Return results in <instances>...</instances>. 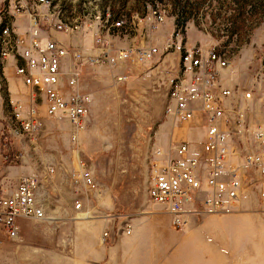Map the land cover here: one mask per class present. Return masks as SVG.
Listing matches in <instances>:
<instances>
[{"label": "rangeland", "instance_id": "rangeland-1", "mask_svg": "<svg viewBox=\"0 0 264 264\" xmlns=\"http://www.w3.org/2000/svg\"><path fill=\"white\" fill-rule=\"evenodd\" d=\"M247 1L53 0L44 12L79 28L50 34L42 25L43 36L49 33L89 53L105 27L115 47L152 45L158 54L145 66H79L81 90L91 102L75 138V128L60 116L46 118L35 139L14 135V108L29 106L30 89L15 73L19 58L0 59V174L7 188L23 175L39 176L50 219L19 221L16 240L0 233V264H264L261 176L243 162L258 150L255 134L264 126V0ZM156 8L164 14L160 23L151 15ZM116 20L123 28L111 27ZM11 22L21 34L29 26L26 15ZM190 44L214 46L234 72V78L222 77L225 86L234 79L233 93L253 94L227 108L233 129L230 160L249 197L221 212L190 203L187 224L175 228L147 190L153 165L171 157L186 132L187 125L167 117L164 106L169 79L180 69L178 57ZM239 113L243 127L235 124ZM200 139L201 133L195 149L201 150ZM78 159L91 171L95 189L75 182ZM76 201L81 211L75 210ZM137 224H155L159 230L140 232L135 254L131 243L123 247L120 239Z\"/></svg>", "mask_w": 264, "mask_h": 264}, {"label": "built area", "instance_id": "built-area-1", "mask_svg": "<svg viewBox=\"0 0 264 264\" xmlns=\"http://www.w3.org/2000/svg\"><path fill=\"white\" fill-rule=\"evenodd\" d=\"M52 3L53 0H0V59L18 57L22 63L16 65L15 73L30 88L29 106L24 110L17 103L14 108L11 131L29 139L40 134L46 118L58 116L64 117L75 128L72 134L75 138L88 116L91 102L90 95L83 93L79 86L80 65H142L158 54L157 47L152 45L115 47L109 40V29L105 27L97 33L92 53L71 48L63 41L51 38L49 33L68 35L79 26L44 12ZM21 15H26L29 21L24 34H18L11 22ZM151 15L156 23L163 21L164 14L159 9H153ZM42 25L49 27L50 32L45 36ZM123 26L122 20L111 24L115 29ZM179 34L177 32V36ZM179 64V72L169 79L164 112L177 123L190 125L196 121L204 128L201 151L192 153L189 141H177L171 157L153 165L147 190L150 201L164 207L175 228L187 224L185 207L190 203L210 212H221L249 197L237 167L230 160L233 129L226 100L233 96V91L221 88L218 83L220 73L228 67L227 59L214 46L195 45L180 54ZM118 79L122 80L123 76ZM251 95L252 92L244 93L246 99ZM261 102L264 105V90ZM235 124L243 127V114H238ZM255 141L258 150L247 154L243 162L258 170L261 176L258 197L264 203V126L255 134ZM73 176L75 182H81L86 188H96L91 171L81 159L77 160ZM3 180L0 174V233L16 240L20 232L19 221L50 220L46 213V190L42 191L39 176L34 173L23 175L12 188H7ZM75 210L81 211L79 201L75 202ZM106 236L104 233L103 239Z\"/></svg>", "mask_w": 264, "mask_h": 264}, {"label": "crops", "instance_id": "crops-1", "mask_svg": "<svg viewBox=\"0 0 264 264\" xmlns=\"http://www.w3.org/2000/svg\"><path fill=\"white\" fill-rule=\"evenodd\" d=\"M27 29H28V27H27ZM27 29H26V31H27ZM16 32L18 33V34H21V33H19V29L17 30V28H16ZM23 34H24V32H23ZM108 37H109V40H111V38H112V36L110 37V35H108ZM112 42V41H111ZM194 45H192V44H190L188 47H186L187 49H189V48H192ZM121 48H123V47H121ZM125 48V47H124ZM94 51V49H93V47L92 48H90L87 52H89V53H92ZM175 52H176V50H175ZM175 52H173V54L175 53ZM179 58H180V55H179V57H178V67H179ZM19 62L20 63H22V61L21 60H19ZM149 63V62H148ZM147 64V63H146ZM146 64H131V63H123V64H121V65H119L118 67H125V66H127V65H130V66H145ZM116 67V66H115ZM78 70H79V68H78ZM233 71H230V70H228V69H226V70H224V71H222L221 73H220V76H219V81H218V83H219V85H220V87L221 88H229V89H231L232 91H233V88L235 87V81H234V79H233V81L232 82H229L228 83V87L227 86H225V84L227 83V81L225 82H223V79H222V77L225 75V74H228V75H230V76H232L233 77ZM81 73H79V75H80ZM231 77V78H232ZM234 78V77H233ZM20 79V78H19ZM236 79V78H235ZM79 86H80V89H81V77H80V81H79ZM27 87V86H26ZM29 88V87H28ZM30 89V88H29ZM30 91V90H29ZM82 91V90H81ZM167 95V94H166ZM253 95V94H252ZM251 95V96H252ZM91 98V97H90ZM243 99H246V98H244V96L242 97L241 96V94H239V92H234L233 93V96L232 97H230V98H228L227 100H226V102H227V104L228 105H231V103H236L237 101H243ZM184 130H186V132L185 133H183V137L181 138L182 140H186V141H189V143H190V145H191V149H192V153L194 152V150H197V151H201L200 150V148H198V149H195V147H194V140H195V138H196V136L198 137V135H200V133H201V139L199 140L201 143H202V140H203V133H204V128L203 127H201L200 125H199V123L198 122H193V123H191L190 125H187V126H185L184 127ZM181 139H179V140H181ZM200 142H199V144H200ZM201 145V144H200ZM246 202H244V203H241L242 205H240L239 207H241V206H243L244 204H245ZM233 208H235V207H233ZM229 210H231L232 208H228ZM227 209V210H228ZM224 211H226V210H224ZM190 216V214H189V212L187 213V220H188V218H190L189 217ZM21 221H28V220H21ZM171 221V220H170ZM21 227V226H20ZM159 227L157 226V225H155V224H150V225H138L137 224V227H134L133 229H129V233H125V232H123V237H121V239H120V244H122L123 243V247H127L128 248V244H130L131 243V245H132V248L135 250V254H137V247H139V233L140 232H143V231H151V232H157L159 229H158ZM21 229V228H20ZM136 247V248H135ZM126 259H128V258H126Z\"/></svg>", "mask_w": 264, "mask_h": 264}, {"label": "trees", "instance_id": "trees-1", "mask_svg": "<svg viewBox=\"0 0 264 264\" xmlns=\"http://www.w3.org/2000/svg\"><path fill=\"white\" fill-rule=\"evenodd\" d=\"M231 1L233 2V1H235V0H231ZM236 1H237V2H239V1H243V2H244V1H246V0H236ZM248 1H253V0H248ZM248 1H247V2H248ZM247 2H246V3H247ZM245 5H246V4H245ZM178 26H179V24L176 23V27H178Z\"/></svg>", "mask_w": 264, "mask_h": 264}, {"label": "bare ground", "instance_id": "bare-ground-1", "mask_svg": "<svg viewBox=\"0 0 264 264\" xmlns=\"http://www.w3.org/2000/svg\"><path fill=\"white\" fill-rule=\"evenodd\" d=\"M1 242V241H0Z\"/></svg>", "mask_w": 264, "mask_h": 264}]
</instances>
